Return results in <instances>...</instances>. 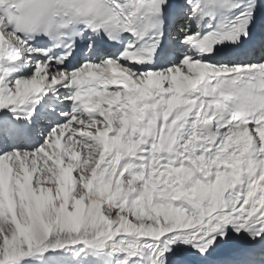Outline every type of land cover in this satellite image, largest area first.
Returning <instances> with one entry per match:
<instances>
[{
	"label": "snow or ice",
	"instance_id": "6c2138e0",
	"mask_svg": "<svg viewBox=\"0 0 264 264\" xmlns=\"http://www.w3.org/2000/svg\"><path fill=\"white\" fill-rule=\"evenodd\" d=\"M0 264H264V0H0Z\"/></svg>",
	"mask_w": 264,
	"mask_h": 264
}]
</instances>
